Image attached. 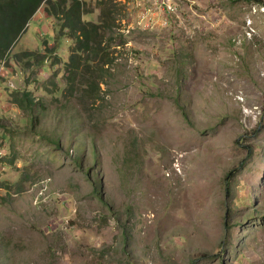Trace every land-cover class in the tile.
Instances as JSON below:
<instances>
[{
    "label": "rangeland",
    "instance_id": "obj_1",
    "mask_svg": "<svg viewBox=\"0 0 264 264\" xmlns=\"http://www.w3.org/2000/svg\"><path fill=\"white\" fill-rule=\"evenodd\" d=\"M86 1L110 64L43 5L0 66V264H264V0Z\"/></svg>",
    "mask_w": 264,
    "mask_h": 264
},
{
    "label": "trees",
    "instance_id": "obj_2",
    "mask_svg": "<svg viewBox=\"0 0 264 264\" xmlns=\"http://www.w3.org/2000/svg\"><path fill=\"white\" fill-rule=\"evenodd\" d=\"M43 5L44 11L48 16L61 21V35L74 41V46L70 47L72 54L70 55V62L67 65L73 76L71 80L76 78L75 71L81 66L83 54L87 56L92 54L90 62H95L98 59L102 65L110 64L107 50L101 49L104 35L102 31L108 28V23L105 19L97 22L85 20L86 16L92 14L87 8L86 0H0V66L9 61L12 50L18 44L23 34L26 33L30 21ZM102 50L107 52L106 56L102 55ZM22 56L32 59L39 58V54L32 53H24ZM40 58V63H44L46 58ZM94 91L95 85L92 87L91 93ZM24 97L30 107H36L31 93H25ZM75 161L78 162L80 168L83 167L80 165V157H77ZM227 179H233L232 171L228 174ZM227 189V196L230 198L233 193L229 190V187ZM16 191L19 193L22 191V188L16 186ZM232 216V208L229 206L225 222L229 230ZM231 239L232 236L229 231L226 243L230 242Z\"/></svg>",
    "mask_w": 264,
    "mask_h": 264
},
{
    "label": "built area",
    "instance_id": "obj_3",
    "mask_svg": "<svg viewBox=\"0 0 264 264\" xmlns=\"http://www.w3.org/2000/svg\"><path fill=\"white\" fill-rule=\"evenodd\" d=\"M152 5H156V9L163 14L167 26L174 21L172 15L176 14V17L180 18L178 4L175 0H150L144 3L143 9L139 10V17L144 24L150 23L151 17L148 14L152 10Z\"/></svg>",
    "mask_w": 264,
    "mask_h": 264
},
{
    "label": "bare ground",
    "instance_id": "obj_4",
    "mask_svg": "<svg viewBox=\"0 0 264 264\" xmlns=\"http://www.w3.org/2000/svg\"><path fill=\"white\" fill-rule=\"evenodd\" d=\"M259 108V107H258ZM255 111V110H254ZM257 112V111H256ZM260 114V113H259ZM253 115V114H252Z\"/></svg>",
    "mask_w": 264,
    "mask_h": 264
}]
</instances>
